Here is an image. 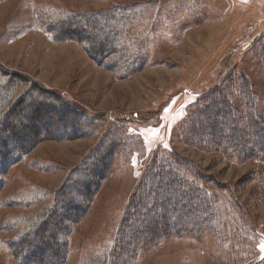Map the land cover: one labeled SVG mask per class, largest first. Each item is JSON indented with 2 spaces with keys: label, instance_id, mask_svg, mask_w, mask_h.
Instances as JSON below:
<instances>
[{
  "label": "rangeland",
  "instance_id": "1",
  "mask_svg": "<svg viewBox=\"0 0 264 264\" xmlns=\"http://www.w3.org/2000/svg\"><path fill=\"white\" fill-rule=\"evenodd\" d=\"M113 9H120L117 16ZM99 12L104 19L91 33L120 35L115 71L90 58L83 44L55 41L50 30L59 16ZM0 71L25 74L42 89L60 92L69 105L66 118L41 120L48 138L4 176L0 264H37L20 258L32 246L21 236L42 224L39 216L59 195L85 204L81 182L93 179L99 162L106 173L87 214L61 235L62 264H264V144L254 141L259 132L239 152L188 137L194 113L221 88L228 93L235 86L244 94L232 104L244 108L245 125L259 121L258 113L264 120V0H0ZM75 117L81 132L69 137L73 131L62 128ZM55 128L66 138H50L58 135ZM253 148L251 156L240 153ZM179 157L184 170L199 169L213 218L201 222L203 208L182 233L160 238L155 230L129 239L121 221L149 182L146 172ZM74 190L78 194L69 195ZM163 199L167 207L174 202ZM161 222L148 224L163 231ZM147 238L151 243L142 242ZM52 240L48 235L38 244L46 248ZM45 258L58 257L51 251Z\"/></svg>",
  "mask_w": 264,
  "mask_h": 264
},
{
  "label": "trees",
  "instance_id": "2",
  "mask_svg": "<svg viewBox=\"0 0 264 264\" xmlns=\"http://www.w3.org/2000/svg\"><path fill=\"white\" fill-rule=\"evenodd\" d=\"M131 10L134 9L132 8ZM113 11H115L114 13L117 16L120 9H113ZM111 12L108 11L109 17H111L109 14ZM104 15V12H99L92 15L79 13L67 14L64 17L59 16V21L50 25V30L53 32L55 41L59 43L77 42L83 44L90 58L100 66L115 71L118 66H121L116 61L120 58V54H117V48L119 49L117 41L120 35L115 32H109L105 36H101L97 33V30V32L91 33L92 25L104 19ZM127 17L129 18L130 15L124 13L120 18L126 20ZM81 18L84 20H81ZM73 23H77L79 26L73 28L71 27ZM135 70L137 68H134ZM21 86L25 87L24 90L17 94L13 100H10ZM232 89H235V86H232L231 90L225 93L224 89L221 88L219 93L212 96L203 104L201 109L194 113L190 122L192 128L188 132V135L190 134L189 138H199L202 143H205L201 140L202 138L205 141L213 140L218 147H223L225 151L239 152L240 146L248 145L252 142L249 135L259 132L254 141H256L257 147H261L259 144H264V124H262L264 120L261 119V114L258 113L259 121H253L245 125L241 120L243 113H240L244 108L240 109V107H235L232 104L233 101L237 102L240 98L243 100L241 96L244 94L236 93L238 88L236 90ZM46 97L52 99V102ZM54 102L58 103L54 104ZM245 103L249 105L251 103L250 98L245 99ZM61 104H66L67 106V101L60 92H49L42 89L25 74L0 71V189L3 186L4 176L9 169L30 153L41 140L48 138L47 135H44L48 131V127H45L41 120L50 115L55 116L56 119L68 116L69 105L67 106L68 108H65ZM242 104L244 103L242 102ZM77 118H74L76 122L73 120L72 124L67 123L62 128L69 130V132L73 131V135L69 137L76 136L81 132L79 128L81 127V122L77 121ZM75 123H77V126ZM72 126L75 127L72 128ZM62 129L55 128L56 132L54 131V134L58 135H52L50 138L55 140L66 138L67 135L64 133L62 137L59 136ZM249 152L254 154L256 150L253 148V150L248 152L240 151L241 154L251 156L252 154L250 155ZM184 162L181 157L177 161H161L153 164L146 172L145 180H149V182L145 183V187L142 183L141 188L143 186V190L140 192L141 194L133 199L131 207L127 209L121 221L125 231H122V233L125 236L129 237V239L134 237L141 238L148 232L155 230L161 232L160 238L165 236V234H171L172 231L182 233L191 229V225L189 227L186 225V221L190 216L203 208L205 210L202 213L201 222L204 221L205 223L206 220L213 218L210 215L212 210H209L211 205L205 200L204 191L199 184L200 181L204 182L199 169L188 167L184 170L182 165ZM96 166L93 179L85 178L81 182L83 186L80 189L82 193H79V198L86 200L85 204L75 202L69 196L59 195L51 211L49 213L45 211L43 214L44 218L39 216L40 221L38 224H42L21 236L24 237L20 239L21 243L32 245L28 247L30 248L29 250L28 248H23L24 253L22 256V253L20 254V258H23V261L37 262V264H62L65 259V244L60 242L61 235L70 229L71 224L80 221L87 214L88 201L106 173V168L104 169L100 162ZM189 174L194 175V179H191ZM77 192L78 190L71 191L69 195ZM143 198L148 200L147 204L144 203ZM163 198L167 200L165 202H168V200H174V202L168 207L165 204L161 205L160 201L163 202ZM65 199H67L66 203ZM178 211L179 215L173 218L169 217V213ZM54 217H57V221ZM151 220H162L163 231L159 228L153 229L148 224ZM48 222L49 226L45 227L44 225ZM61 224L65 226L62 227ZM48 235L53 238L49 247L45 248L38 244ZM149 238L144 239L142 242L149 241L151 243ZM51 251L57 254L58 258L57 262L55 261L56 259L54 260L55 263L45 258V255L47 253L50 254ZM17 255L19 257V253Z\"/></svg>",
  "mask_w": 264,
  "mask_h": 264
}]
</instances>
